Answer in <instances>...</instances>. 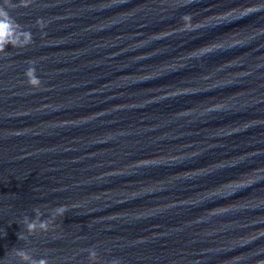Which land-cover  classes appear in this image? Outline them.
<instances>
[{
    "label": "water",
    "instance_id": "95a60500",
    "mask_svg": "<svg viewBox=\"0 0 264 264\" xmlns=\"http://www.w3.org/2000/svg\"><path fill=\"white\" fill-rule=\"evenodd\" d=\"M8 16L33 43L0 52V264H264V0Z\"/></svg>",
    "mask_w": 264,
    "mask_h": 264
},
{
    "label": "clouds",
    "instance_id": "9594fccd",
    "mask_svg": "<svg viewBox=\"0 0 264 264\" xmlns=\"http://www.w3.org/2000/svg\"><path fill=\"white\" fill-rule=\"evenodd\" d=\"M32 0H20V4L17 5L15 3L12 2V0H4V4L3 6H0V17H3V19H0V27H3L4 25L8 24L9 27H11V24H9V20L11 19L8 16V10L11 8H15L17 6H22V7H28L31 4ZM247 13H245L246 15ZM12 23H15L14 21H12ZM44 25L41 24V27H43ZM19 27V25H17V28ZM24 37V40L22 43H13L12 41H5V40H0V52H5L6 51V47H8L9 45H11V47H26L29 44L33 43V38H32V34L31 32H22L21 33ZM242 41H236V44H240ZM231 46V45H229ZM224 46L222 45H218L214 48H209L207 53L212 52L215 49H220ZM205 54V53H202ZM25 76L27 78V83L28 85L33 89L36 86H39L43 89V84L42 81L40 79V77L37 75V70L36 68L33 67H29L26 71H25ZM171 95V94H170ZM153 164L155 163H159V161L153 160L152 161ZM146 191H151V189H146ZM135 195V193L133 194ZM77 205H73V207H76ZM57 208L62 209L63 211H67V208H65L63 205L58 206ZM35 213H37L39 211V209H35L34 210ZM25 221H28L29 218L25 217L24 218ZM31 224H26V230L28 232V234H35L34 232H32L31 230ZM19 238H21L19 236ZM25 238V237H24ZM16 254L26 262V264H48V260L41 258V259H35L33 257H31L26 251L23 250H16ZM93 257L95 256V253L93 252L91 254Z\"/></svg>",
    "mask_w": 264,
    "mask_h": 264
}]
</instances>
